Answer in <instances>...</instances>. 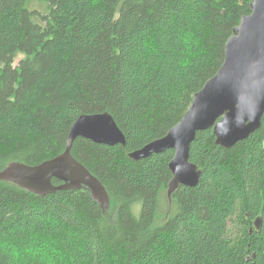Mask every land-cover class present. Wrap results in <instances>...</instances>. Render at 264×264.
I'll return each mask as SVG.
<instances>
[{
	"label": "trees",
	"instance_id": "1",
	"mask_svg": "<svg viewBox=\"0 0 264 264\" xmlns=\"http://www.w3.org/2000/svg\"><path fill=\"white\" fill-rule=\"evenodd\" d=\"M251 1L0 0V174L63 153L83 114L109 112L127 140L72 148L109 205L0 180V264H264V115L231 148L199 131L200 181L171 196L173 149L129 157L184 117Z\"/></svg>",
	"mask_w": 264,
	"mask_h": 264
},
{
	"label": "water",
	"instance_id": "2",
	"mask_svg": "<svg viewBox=\"0 0 264 264\" xmlns=\"http://www.w3.org/2000/svg\"><path fill=\"white\" fill-rule=\"evenodd\" d=\"M251 10L241 18L228 39L222 66L194 95L181 121L164 137L129 153L130 158L141 160L168 149L175 151L169 164L173 174L169 196L181 185L195 187L200 181L202 170L190 161L191 145L199 131L212 129L216 144L231 148L262 125L264 0H252ZM78 137L109 146H126L127 143L124 132L109 112L83 114L72 124L63 153L34 166L12 163L0 174V180L13 181L39 195L85 187L96 200L109 205L104 186L72 155ZM53 179L59 184H54ZM262 224V217H258L256 229H261Z\"/></svg>",
	"mask_w": 264,
	"mask_h": 264
},
{
	"label": "rangeland",
	"instance_id": "3",
	"mask_svg": "<svg viewBox=\"0 0 264 264\" xmlns=\"http://www.w3.org/2000/svg\"><path fill=\"white\" fill-rule=\"evenodd\" d=\"M37 2H39V1H36V3L34 4V7H37L38 9H40V10L43 11V10L45 9V7H44V3L41 2V3L39 4V3H37ZM30 7L33 8L31 5H30ZM21 57H22V56H20V57H18V58L16 59V64L19 62V60L21 59Z\"/></svg>",
	"mask_w": 264,
	"mask_h": 264
},
{
	"label": "bare ground",
	"instance_id": "4",
	"mask_svg": "<svg viewBox=\"0 0 264 264\" xmlns=\"http://www.w3.org/2000/svg\"><path fill=\"white\" fill-rule=\"evenodd\" d=\"M181 121V120H180ZM178 124V123H177Z\"/></svg>",
	"mask_w": 264,
	"mask_h": 264
},
{
	"label": "clouds",
	"instance_id": "5",
	"mask_svg": "<svg viewBox=\"0 0 264 264\" xmlns=\"http://www.w3.org/2000/svg\"><path fill=\"white\" fill-rule=\"evenodd\" d=\"M242 122V121H241Z\"/></svg>",
	"mask_w": 264,
	"mask_h": 264
}]
</instances>
